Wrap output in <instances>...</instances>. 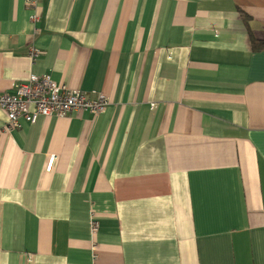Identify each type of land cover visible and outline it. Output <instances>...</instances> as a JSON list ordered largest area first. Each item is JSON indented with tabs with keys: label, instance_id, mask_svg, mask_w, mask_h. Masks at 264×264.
<instances>
[{
	"label": "crops",
	"instance_id": "crops-1",
	"mask_svg": "<svg viewBox=\"0 0 264 264\" xmlns=\"http://www.w3.org/2000/svg\"><path fill=\"white\" fill-rule=\"evenodd\" d=\"M32 13L0 0V93L50 74L110 104L0 108V264H264V0Z\"/></svg>",
	"mask_w": 264,
	"mask_h": 264
},
{
	"label": "built area",
	"instance_id": "built-area-1",
	"mask_svg": "<svg viewBox=\"0 0 264 264\" xmlns=\"http://www.w3.org/2000/svg\"><path fill=\"white\" fill-rule=\"evenodd\" d=\"M42 0H28L33 9L31 20L39 21L38 9ZM36 59L35 48L30 51ZM110 104L108 97L103 95L94 99L88 92L70 88L67 84L59 83L50 74H32L27 80L15 84L14 92L0 93V108L7 112L6 130L21 126L23 121L35 123L41 115L62 116L75 109L89 110L99 114ZM56 156H50L47 170L51 171ZM100 222L93 221L91 231L97 233Z\"/></svg>",
	"mask_w": 264,
	"mask_h": 264
},
{
	"label": "trees",
	"instance_id": "trees-1",
	"mask_svg": "<svg viewBox=\"0 0 264 264\" xmlns=\"http://www.w3.org/2000/svg\"><path fill=\"white\" fill-rule=\"evenodd\" d=\"M259 46L255 45V48H258Z\"/></svg>",
	"mask_w": 264,
	"mask_h": 264
}]
</instances>
